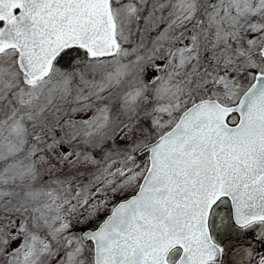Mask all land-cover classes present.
Listing matches in <instances>:
<instances>
[{
    "label": "snow or ice",
    "instance_id": "6c2138e0",
    "mask_svg": "<svg viewBox=\"0 0 264 264\" xmlns=\"http://www.w3.org/2000/svg\"><path fill=\"white\" fill-rule=\"evenodd\" d=\"M0 264H264V0H0Z\"/></svg>",
    "mask_w": 264,
    "mask_h": 264
}]
</instances>
